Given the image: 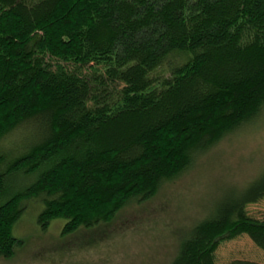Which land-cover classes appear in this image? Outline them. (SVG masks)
Wrapping results in <instances>:
<instances>
[{
  "label": "trees",
  "instance_id": "16d2710c",
  "mask_svg": "<svg viewBox=\"0 0 264 264\" xmlns=\"http://www.w3.org/2000/svg\"><path fill=\"white\" fill-rule=\"evenodd\" d=\"M263 113L264 0H0V196L9 176L41 171L0 205V257L21 244L25 201L43 202L42 230L108 225ZM260 174L171 264H217L245 235L264 254V219L247 210L264 198Z\"/></svg>",
  "mask_w": 264,
  "mask_h": 264
},
{
  "label": "rangeland",
  "instance_id": "374dc122",
  "mask_svg": "<svg viewBox=\"0 0 264 264\" xmlns=\"http://www.w3.org/2000/svg\"><path fill=\"white\" fill-rule=\"evenodd\" d=\"M170 65L166 62L156 72L168 74ZM16 136H10L5 147ZM263 171L264 113L197 156L187 171L165 183L151 201L127 206L108 225L63 236L67 221L56 219L42 230L38 217L43 202L25 201L12 233L21 244L12 258L0 257V264H171L188 230L212 215L227 196L242 193ZM40 173L9 176L0 205L24 192ZM247 210L251 217L263 220L264 198ZM216 256L217 264L264 263L263 252L246 235L222 242Z\"/></svg>",
  "mask_w": 264,
  "mask_h": 264
}]
</instances>
